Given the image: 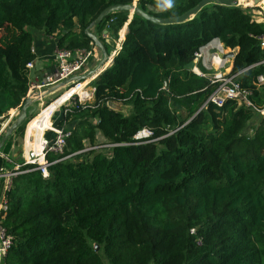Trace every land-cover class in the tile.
<instances>
[{
    "label": "trees",
    "instance_id": "trees-1",
    "mask_svg": "<svg viewBox=\"0 0 264 264\" xmlns=\"http://www.w3.org/2000/svg\"><path fill=\"white\" fill-rule=\"evenodd\" d=\"M133 1L0 0V114L20 109L29 94L33 32L57 49L89 48L84 31L96 16ZM199 1L137 5L167 18ZM124 25L120 48L89 83L93 101L56 119L70 134L49 159L70 157L50 164L46 177L18 174L5 190L2 225L14 242L3 264H264V117L230 99L205 107L215 84L190 69L195 54L219 40L236 50L230 72L263 107L255 79L264 74V22L241 6L209 3L181 23L118 11L92 29L107 50L106 36L116 40ZM119 101L131 105L128 113L109 106ZM142 128L151 135L135 140ZM85 141L96 148L84 150ZM7 165L0 156V168Z\"/></svg>",
    "mask_w": 264,
    "mask_h": 264
},
{
    "label": "built area",
    "instance_id": "built-area-1",
    "mask_svg": "<svg viewBox=\"0 0 264 264\" xmlns=\"http://www.w3.org/2000/svg\"><path fill=\"white\" fill-rule=\"evenodd\" d=\"M239 4H242L238 2ZM111 21V20H110ZM124 27L118 32V37L115 41V51L120 48L123 40ZM260 46L264 47V35L259 37ZM214 44L219 45V49ZM221 47V49H220ZM98 49L95 46L89 48H59L54 49V71L50 74H46L41 80L35 79L33 82L28 81L29 94L36 91L43 92L46 88L55 86L62 81L76 76L83 75L91 69L89 63L97 60ZM208 50L214 51V58L220 56L219 53L223 52L221 43L215 39L202 47L194 56L193 62L203 57L204 52ZM31 52L35 53L33 47ZM112 56H109L107 61L110 62ZM221 57V56H220ZM225 57V56H224ZM213 58V59H214ZM227 57L222 58L218 63L220 66L224 64ZM35 67L34 61L26 63V69L30 72ZM89 68V70H88ZM191 71L195 72L200 76H208L207 73L201 72L196 66L191 68ZM94 75L86 78L83 81H70L64 84L62 87L54 92L60 91L57 96L52 98L49 102L41 104L40 110L34 117L32 122L36 121V125H32L30 129L24 134V145L22 149V160L19 163H14L12 169L0 168V177L5 179L3 194L0 196V264H3L4 258L7 252L13 246L14 237L11 235L5 227L2 225V218L8 209V202L5 197V190L11 184L12 178L18 174L35 170L39 171L44 177L48 175V166L54 162H59L63 159L70 157V155L62 158L50 160L49 157L60 155L64 152L67 137L70 134V130L65 128V125L56 124V119H59V115L65 117L71 108L76 104H83L85 102L91 103L93 101L94 88L89 86ZM211 83L215 84L213 92L208 96L204 106L211 103L217 107H222L226 100H234L240 105L249 107L254 111L258 112L264 117V106L257 107L254 105L249 97L251 91L241 87L239 80V73L228 72L222 74H213L211 77L208 76ZM256 85H264V74H259L255 79ZM53 92V93H54ZM52 93V94H53ZM15 111L7 112L6 114H0V123L2 126H6L12 117L15 115ZM151 135V131L148 128L140 129L133 138L135 140H143ZM111 146V145H107ZM92 148H96L95 146ZM89 149V148H85ZM84 149V150H85ZM0 156L5 158L6 161H10L6 155L0 153Z\"/></svg>",
    "mask_w": 264,
    "mask_h": 264
},
{
    "label": "water",
    "instance_id": "water-1",
    "mask_svg": "<svg viewBox=\"0 0 264 264\" xmlns=\"http://www.w3.org/2000/svg\"><path fill=\"white\" fill-rule=\"evenodd\" d=\"M258 0H254V2H257ZM209 3H216L218 5L223 6H236L238 3V0H200L194 7L186 10L181 15L167 17V18H156L147 12L143 11L138 5L130 3V4H112L107 7H105L97 16L96 18L90 23L88 28L85 29L84 33L86 36L91 40V42L94 44V46L98 49L101 57L98 60L96 66L86 72L83 75H76L73 77H70L61 83L52 86L50 88H46L43 92L36 91L33 94L30 93L27 95V97L24 99V102L20 109L17 112V115L13 122L9 125V127L6 129L5 133L2 135L0 139V149L4 145L5 141L8 139V137L23 123L28 117V109L31 105L34 104V102H38L45 98L46 96L52 94L54 91L62 87L64 84L69 83L70 81H83L86 78L93 76L92 80L111 62H108L109 55L108 51L106 50L104 44L99 40V38L92 32V27L96 24H99L104 17H106L108 14L118 11H128L130 13H136L139 14L144 19L156 23V24H173V23H181L186 21L189 17L194 16L204 5ZM106 33V31H104ZM109 38H106V43L108 45H112V42L109 41ZM225 57L233 58L234 53L229 52ZM167 85L165 84V87ZM109 106L114 108L113 103H109ZM95 249L97 250V245H95Z\"/></svg>",
    "mask_w": 264,
    "mask_h": 264
},
{
    "label": "crops",
    "instance_id": "crops-1",
    "mask_svg": "<svg viewBox=\"0 0 264 264\" xmlns=\"http://www.w3.org/2000/svg\"><path fill=\"white\" fill-rule=\"evenodd\" d=\"M260 1L262 2V0H258L257 2H254V0H252L251 2H249V4H244L243 2H240V3H243L245 6H242L241 4H239V3H237V5L236 6H241L242 8H245V7H248V6H250V7H255V6H258L263 12H264V5H262V4H260ZM264 2V1H263ZM253 5H252V4ZM253 20L255 21V22H264V21H258V20H255L254 18H253ZM94 33V32H93ZM104 34V33H103ZM264 35V34H263ZM33 41H32V43H33V48H34V50H35V57H36V59H35V61H39V60H41V63H42V67L41 68H38V70H36L35 68H33V69H31V71H34V73H33V75H32V78H31V80H29V77H28V81H31V82H33L35 79H37L38 81L39 80H41L46 74H50L51 72H53L54 71V63H55V61H54V58H53V56H54V49H55V40L53 39V38H50V37H45L44 36V34H43V32L41 33V32H33ZM106 38H110L109 36H106ZM111 39V38H110ZM114 41V40H113ZM116 41V40H115ZM115 41H114V45L113 46H111L112 47V50L110 51V54L115 50ZM219 41V40H218ZM220 42V41H219ZM221 43V42H220ZM221 45H222V43H221ZM222 47H223V45H222ZM263 48V47H262ZM228 49V48H227ZM223 51H224V47H223ZM235 49L233 50V53H234V55H235ZM230 52H232V51H230ZM109 53V52H108ZM211 53H212V51L211 50H208L207 52H204V54H203V57L202 58H200V60L198 61V64H197V68H199L200 70L202 69V68H204V69H206V67H205V65L203 66V63L209 58V57H211ZM229 53V52H228ZM227 53V54H228ZM227 54H225L224 56H226ZM217 57V56H216ZM228 58V57H227ZM231 59V66L230 67H232V60H233V58H230ZM214 60H215V58H214ZM35 61H34V65H35ZM217 68L219 67V65H218V63L221 61V57L220 56H218L217 57ZM264 61V60H263ZM97 60H95V62L94 61H92V63H91V61H90V63H89V68L91 69V67H95L96 66V64H97ZM262 62V61H261ZM89 68H88V70H89ZM207 70V69H206ZM231 70V69H230ZM29 72V71H28ZM29 74V73H28ZM47 97H49V95L48 96H46L45 98H47ZM44 99V98H43ZM42 99V100H43ZM42 100H40V101H38L37 102V105H39L41 102H42ZM11 121V120H10ZM9 121V122H10ZM36 125V122L34 123V122H31V123H29V128L28 129H30L31 128V126L32 125ZM8 126V124L6 125V126H2L1 125V123H0V139H1V137H2V133L4 132V130H5V128ZM13 134V133H12ZM11 134V135H12ZM8 140V139H7ZM6 140V141H7ZM5 141V142H6ZM13 142H15V140L13 139ZM21 142V141H20ZM23 145H21V143H20V145H15V143L13 144L12 143V145H11V148H10V150H9V152H8V154L6 155V154H3L1 151H0V153L1 154H3V155H6L8 158H9V162H8V165L6 166V167H4V169H12V167H13V165H14V163H19V162H21L20 160H22V149H23V147H22ZM1 150V149H0ZM3 181H5V179H3ZM2 188H3V190H4V182H3V184H2ZM1 188V189H2ZM1 189H0V196H1V194H2V192L3 191H1Z\"/></svg>",
    "mask_w": 264,
    "mask_h": 264
},
{
    "label": "rangeland",
    "instance_id": "rangeland-1",
    "mask_svg": "<svg viewBox=\"0 0 264 264\" xmlns=\"http://www.w3.org/2000/svg\"><path fill=\"white\" fill-rule=\"evenodd\" d=\"M137 1L138 0H134L132 3L133 4H136L137 5ZM252 0H246L245 2H243L244 4H249V2H251ZM241 4L242 6H245L244 4ZM264 2L262 1H260V4H263ZM252 4V3H251ZM253 5V4H252ZM245 9L247 10V12L252 16V18H254L255 20H258V21H264V12L258 7V6H255V7H250V6H248V7H245ZM131 15H132V13H130L129 12V18L131 17ZM125 28V27H124ZM92 32H94V30L92 29ZM94 34L98 37V35L94 32ZM111 38V39H110ZM109 39V41H111L112 42V45H114V41H115V39H113L112 40V37H110ZM112 50V47H111V45H107V51L109 52V51H111ZM98 51V50H97ZM230 51H232L233 52V50H231V49H227V48H224V51L223 52H221V53H219V55L222 57V58H225L224 57V55L225 54H227L228 52H230ZM113 53V52H112ZM215 52L214 51H212V53H211V57H209L204 63H203V66L205 65V67H206V69L209 71V73H207L208 74V76H212L213 74H218V72H220V73H222V74H226V73H228V72H230V69H231V59L230 58H226V60H225V62H224V64H221L218 68H217V57H215V60L213 59L214 58V56H213V54H214ZM100 57H101V55H100V53L98 52V58H97V61L100 59ZM200 59H198V61H199ZM198 61H196V62H192V65H191V67H190V69L192 68V67H194V66H196L197 67V64H198ZM216 63H215V62ZM42 67V63H41V60H39V61H35V69L36 70H38V68H41ZM198 70H199V68H197ZM33 73H34V71H30L29 72V74H28V77H29V80H31V78H32V75H33ZM59 92L60 91H57V92H54L53 94H50L49 95V97H47V98H44L43 100H42V102L39 104V105H37V102H34V104L33 105H31L30 107H29V109H28V117H27V119H26V121H25V124H24V130H23V133H22V136H21V138H20V136H18V137H15L14 138V140H15V145H20V143H21V145H24V134H26V132H27V130H28V128H29V123H31L32 122V120L34 119V117L37 115V113H38V111L40 110V106H41V104H45V103H47V102H49L52 98H54L55 96H57L58 94H59ZM113 103V105H114V107H115V109H119L120 111H122L123 113H128L129 112V110H130V107H131V105L130 104H128V103H125V102H121V101H119V102H112ZM18 110L19 109H16V111H15V115L12 117V119H11V121L8 123V126L5 128V130H4V132L2 133V134H4L5 133V131H6V129L9 127V125L13 122V120L15 119V117H16V115H17V112H18ZM218 112H219V110L217 109V107H215V108H213V110H212V113L213 114H215V116H217L218 115ZM3 114H6V113H3ZM255 121L256 120H258V117L256 116L255 118ZM98 140L99 141H101V140H103V138H101V136L99 135L98 136ZM20 139V140H19ZM21 139H22V141H21ZM21 141V142H20ZM84 146H85V148H92L90 145H89V143L87 142V141H85L84 142ZM23 147V146H22ZM84 148V149H85ZM107 148V147H106ZM100 149V148H99ZM96 150H98V149H96ZM102 150H104V152L106 151V149H102ZM1 151V150H0ZM21 161V160H20ZM1 191H3V188L1 189ZM3 194V193H2ZM1 194V195H2ZM4 194H5V192H4Z\"/></svg>",
    "mask_w": 264,
    "mask_h": 264
},
{
    "label": "bare ground",
    "instance_id": "bare-ground-1",
    "mask_svg": "<svg viewBox=\"0 0 264 264\" xmlns=\"http://www.w3.org/2000/svg\"><path fill=\"white\" fill-rule=\"evenodd\" d=\"M246 0H238V2H245ZM215 46H216V48H218L219 49V45H217V44H214ZM220 49H221V47H220ZM113 55V53H111L110 54V56H112Z\"/></svg>",
    "mask_w": 264,
    "mask_h": 264
},
{
    "label": "clouds",
    "instance_id": "clouds-1",
    "mask_svg": "<svg viewBox=\"0 0 264 264\" xmlns=\"http://www.w3.org/2000/svg\"><path fill=\"white\" fill-rule=\"evenodd\" d=\"M110 56V54H108Z\"/></svg>",
    "mask_w": 264,
    "mask_h": 264
}]
</instances>
